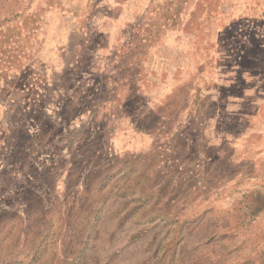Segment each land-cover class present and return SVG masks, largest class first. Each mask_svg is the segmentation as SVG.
Listing matches in <instances>:
<instances>
[{"label": "rangeland", "instance_id": "374dc122", "mask_svg": "<svg viewBox=\"0 0 264 264\" xmlns=\"http://www.w3.org/2000/svg\"><path fill=\"white\" fill-rule=\"evenodd\" d=\"M0 264H264V0H0Z\"/></svg>", "mask_w": 264, "mask_h": 264}]
</instances>
